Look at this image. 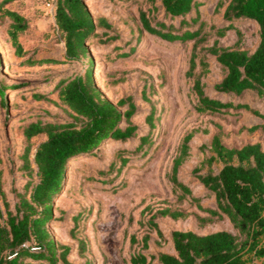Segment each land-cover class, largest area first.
<instances>
[{"label": "trees", "instance_id": "16d2710c", "mask_svg": "<svg viewBox=\"0 0 264 264\" xmlns=\"http://www.w3.org/2000/svg\"><path fill=\"white\" fill-rule=\"evenodd\" d=\"M13 1L0 0V11L10 19L8 32L16 53L22 56L19 36L29 28L30 21L9 6ZM131 1L133 4L139 2ZM205 2L141 0L138 4L140 26L136 28L137 35L134 28H130L132 37L140 41L147 32L154 39L176 47L191 43L185 80L195 111L235 113L247 109L264 118V0H217L214 12L219 16L212 22L202 17L199 10ZM54 17L59 40L65 46L64 59L29 55L24 62L30 65L81 63L79 68L61 76L54 87L71 119L38 116L23 127L27 143L22 166L30 178L23 190L16 189L14 208L3 188L0 158V264H75L69 259L71 245L59 242L49 226L56 219L55 200L64 188L69 163L76 157L92 154L105 141L126 142L139 132L138 124L132 120V116L139 113L135 96L128 94L115 102L104 95L96 79L101 65L92 53L94 47L112 44L115 50L111 54L126 58L136 51L137 43L126 50L124 45L131 43L132 37L126 39L116 31L112 18L94 15L87 0H55ZM249 19L259 25V43L253 51L240 45L241 23ZM230 30L236 31L238 39L233 44H225L222 37ZM119 40L124 41L122 46ZM212 56L221 65L224 75L212 85V91H208L205 76L210 70ZM109 58L116 59L114 55ZM123 80L118 77L113 83ZM5 86L0 81L2 96L6 94ZM249 92L257 99L255 103L240 99ZM223 94L228 97H221ZM4 103L8 106L6 98ZM153 114L147 115L151 121ZM198 131L193 128L182 137L170 175L173 190L181 200L196 202L208 214L205 220L214 216L227 217L235 231L220 229L199 233L192 229H174L169 238L157 217L168 215L177 219L188 217L189 213L162 207L146 220L148 230L142 236L131 235L130 246L134 248L130 253L131 264H153L156 260L160 264H251L254 259L264 257L262 143L256 141L229 147L224 144L221 132L214 134L209 159L218 158L223 166L218 171L209 168L202 173H198L202 168H194L207 193L214 197L208 205H203L201 197L179 177L181 165L192 155L190 142ZM149 138V134H143L136 150L142 149ZM124 153L122 163L127 160ZM73 228L79 229L78 222ZM153 232L157 233L160 243L172 242L175 253L152 250ZM71 236L78 240V253L83 255L84 240L77 238L75 231Z\"/></svg>", "mask_w": 264, "mask_h": 264}, {"label": "rangeland", "instance_id": "374dc122", "mask_svg": "<svg viewBox=\"0 0 264 264\" xmlns=\"http://www.w3.org/2000/svg\"><path fill=\"white\" fill-rule=\"evenodd\" d=\"M216 2L206 0L199 7L208 22L219 16L214 12ZM87 4L94 15L112 18L116 31L126 39L132 37L131 27L138 34V4L133 1L87 0ZM9 6L30 21L29 28L19 36L24 52L20 56L8 32L10 19L0 11V81L6 84V94H0V158L3 188L14 208L16 189L23 190L30 178L22 166L27 143L23 127L38 116L71 119L60 104L54 87L61 76L79 68L81 63L26 64L24 60L29 55L64 59L65 46L59 40L55 26V0H14ZM241 31L240 45L253 51L259 43L258 23L246 20L241 23ZM237 39L235 30L222 37L225 44H233ZM118 42L122 46L124 41ZM130 42L124 45L126 50L136 43L137 48L126 58L111 54L115 50H112V44L92 48L96 62L101 65L96 79L104 95L115 102L128 94L135 96L139 113L134 114L132 120L138 124L139 132L126 142L105 141L92 154L76 157L69 163L64 188L55 200L56 219L49 226L59 242L71 245L69 259L75 264H131L130 253L134 249L130 246L131 235L142 236L148 230L145 222L149 216L166 206L189 213L185 218L157 217L169 238L174 229H192L199 233L220 229L235 231L227 217L214 216L205 220L208 214L196 202L181 200L176 195L170 180L173 159L182 137L198 128L190 142L192 155L181 165L179 177L201 197L203 205H208L214 197L207 193L194 168H202L198 172L202 173L209 168L218 171L223 166L220 159H209L214 134L221 132L224 144L229 147L260 141L264 148L263 117L247 109L235 113L194 110L193 100L188 95L189 84L185 80L187 51L191 43L176 47L154 39L147 32L140 41L132 37ZM112 55L115 61H112L114 57L108 59ZM223 75L221 65L212 56L210 70L205 76L209 84L207 90L212 91V85ZM118 77L124 80L114 84ZM41 93L44 97H39ZM221 97L228 96L223 94ZM5 98L8 106L4 103ZM240 99L257 101L250 92ZM150 112L154 113L153 123L147 118ZM143 134L150 135L149 141L136 150ZM123 151L127 156L124 163ZM75 222H78V230L73 228ZM72 231L86 244L83 255L78 253L79 243L71 236ZM158 240L157 233L153 232L152 250L175 253L172 242L160 243ZM153 264L160 263L156 260ZM251 264H264V257L254 259Z\"/></svg>", "mask_w": 264, "mask_h": 264}]
</instances>
